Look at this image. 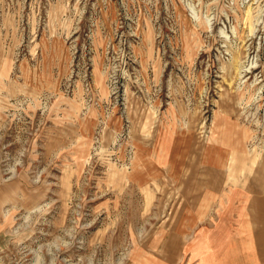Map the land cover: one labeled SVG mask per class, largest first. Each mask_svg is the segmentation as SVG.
<instances>
[{
	"label": "rangeland",
	"instance_id": "374dc122",
	"mask_svg": "<svg viewBox=\"0 0 264 264\" xmlns=\"http://www.w3.org/2000/svg\"><path fill=\"white\" fill-rule=\"evenodd\" d=\"M263 178L264 0H0V264H196Z\"/></svg>",
	"mask_w": 264,
	"mask_h": 264
},
{
	"label": "crops",
	"instance_id": "0c3cea01",
	"mask_svg": "<svg viewBox=\"0 0 264 264\" xmlns=\"http://www.w3.org/2000/svg\"><path fill=\"white\" fill-rule=\"evenodd\" d=\"M254 186L215 189L194 214V228L171 237L174 251L196 264H264V181Z\"/></svg>",
	"mask_w": 264,
	"mask_h": 264
}]
</instances>
